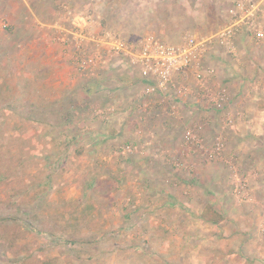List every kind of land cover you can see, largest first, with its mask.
I'll return each mask as SVG.
<instances>
[{
  "label": "rangeland",
  "instance_id": "obj_1",
  "mask_svg": "<svg viewBox=\"0 0 264 264\" xmlns=\"http://www.w3.org/2000/svg\"><path fill=\"white\" fill-rule=\"evenodd\" d=\"M132 1L120 0L121 7H114L112 0L106 21L99 13L109 0H84L87 9L58 1L50 15L49 7L42 12L32 5L37 19L15 7L14 0H0V264H235L227 256L230 249L240 264L245 260L242 245L249 250L264 238V198H257L252 185V180L264 179V120L257 121L261 131L244 133L242 127L256 128L246 116L234 117L228 126L231 113L226 107L213 101L203 107L227 89L221 72L215 67L209 98L197 86L193 69L176 78L181 87L189 88L187 97L176 99L173 92L147 96L146 84L129 56H112L105 43L100 54L93 42L78 48L65 31L68 7L96 17V36L109 33L130 45L149 36L174 44L195 36L189 29L192 9H185L177 41L145 31L148 0L137 1L143 22L133 30L127 17ZM120 16L125 19L120 21ZM224 23L197 39L212 38ZM76 48L85 55L91 49V55L102 59L82 68L83 57L74 54ZM120 60L137 75L135 85L117 87L124 69ZM65 67L75 69L70 86ZM99 72L106 73L102 74L106 84L91 87L94 92L86 96L81 85L96 80ZM184 100L189 108L183 106ZM239 120L245 126L233 134ZM171 121L175 124L170 126ZM199 126L204 148L185 139L188 130ZM220 135L225 150L211 160ZM168 138L171 144L164 143ZM232 141L253 146L254 161L260 166L247 169L240 154L230 157ZM195 158L228 165L232 207L216 210L223 216L218 227L204 221L206 210L199 213L182 203L192 202L199 170ZM237 179L248 184L242 194L235 192ZM175 197L176 202L170 199ZM187 226L201 236H191ZM182 229L188 233L184 239ZM231 233L239 234L233 238Z\"/></svg>",
  "mask_w": 264,
  "mask_h": 264
},
{
  "label": "crops",
  "instance_id": "obj_2",
  "mask_svg": "<svg viewBox=\"0 0 264 264\" xmlns=\"http://www.w3.org/2000/svg\"><path fill=\"white\" fill-rule=\"evenodd\" d=\"M14 1L15 3L13 4L15 7L18 6L20 9L25 8L26 9L25 12L31 16L32 15L34 16L36 14L33 11L32 5H34V7L39 6L42 9V12L44 9L49 7L48 13L50 15L51 13L55 12L56 3L58 1L68 2L73 7L75 6L76 8H78L79 6H83L84 9H87L85 6L86 4H83L84 0H42V1L14 0ZM33 1H36L38 4H33ZM111 1L112 0H109L108 5L103 4L104 6L106 5L105 7L106 9L103 10L104 13H99V15H101V17L104 18V20L106 21L109 20V16H110L109 14L111 11L109 7H111L110 6ZM137 1L138 0H133L132 4L129 5L128 15H127L128 22L130 24L132 23L131 28L133 30L134 28L138 30L139 29L138 23L143 22L142 17H140V15L138 14L140 11L138 7L140 5L137 4ZM237 1L239 0H191L190 2L187 0H148L147 5L149 6H147L145 12L150 13V17H148L147 20L143 22V25L146 28L144 30L150 31L151 33L153 32L154 34L157 35V37L163 40L171 39L173 41L174 40L177 41L180 38L179 36L180 32L183 30L182 23H184L186 17L185 9H192L191 12L193 18H191V22L193 25L189 27V29L195 35L196 38L197 37L200 38L202 37V35L205 36L212 34L215 28L220 26V24L218 25V23L223 24L228 17V9L232 7ZM254 1H257L264 10V0H254ZM88 2L89 1H87V3ZM144 4H146V2ZM121 5L122 2H120V0L119 1L113 0L112 6L121 7ZM27 9L30 11V13L27 12ZM37 18L38 17H36V19ZM51 19L49 18L48 20ZM118 19L122 21L125 18L124 16H120L118 17ZM134 35H137V33H135ZM68 36L71 37V34H69ZM254 41L255 40H253L251 36L245 34L239 35L236 40L238 46L236 59H234L233 56H227V54L223 51V49H221L218 46H216L213 50H211L209 54L207 53L203 58L205 67H214V68L216 67L217 70L221 72L222 75L220 76V80L224 83V85L227 86V90L230 92L229 102L225 106L226 107L225 111H228L227 113H231L229 115L234 116L236 119L238 118L240 119L241 117L243 118L246 116L256 126V128H250L249 126L246 127L239 120V123L237 125L238 127L236 126L237 129H235L236 127L234 128L235 130L232 132L233 134H237V131H239L240 130L239 128H241L242 126H245V129L243 127L241 128V130H243L244 133H250V134L257 133L258 131H261V127L257 125V121L264 120V39L262 41H259L257 44ZM88 46L89 45H87V47ZM76 50L77 51L74 54H76L77 57L78 56L83 57L84 61L81 59L82 62H88L89 59L88 54H90V56H93L91 55L92 53L91 49L87 51L86 55L85 52L79 51L77 48ZM59 53L62 55V50H60ZM98 63L99 60L97 62H94V65ZM119 65H121L124 69L120 70L123 72L121 76L120 77L118 76V78L116 79L118 80L117 87L122 88L125 85L126 86L135 85V82L138 80L135 77L136 75L135 72L133 73L131 71L132 67L129 66V64L124 62L123 60H120ZM91 68L92 67L90 66L89 70ZM73 71H75V69L73 68V70L72 69L70 70V67H65L64 69V74L65 73L67 74V76H65V79L67 81L65 82L66 83L68 82V86H70V82L72 81L70 78H72V73H74ZM105 72H101V73L99 72V76L96 80L85 82L84 85H81L82 90L86 94V96L91 95V93L94 92L95 87L97 88L99 86L102 87L106 84L102 82L103 75L106 74ZM73 81H74L73 83L78 86L77 83L78 80H73ZM143 82L145 85L146 83L144 79ZM91 87L94 88L93 91L91 90ZM64 99H66V97ZM182 103L184 104L183 106H187V108H189V106L187 105L188 102H186V100H184V102ZM120 104L121 102L118 103V105ZM209 104L210 102L206 101L203 104V107L209 108L210 107ZM233 111H237V112H233ZM208 114H211V112H209ZM172 120H174V118H172ZM173 122L174 121H171L170 126L171 124H173ZM208 126H212V125L209 124ZM171 139L172 138H168V140L164 141V143L171 144L170 142ZM230 145L232 149V151H230L229 153L230 157L231 156L234 157L235 152L240 154L239 158L243 160V161L241 160L242 166L247 167V169L253 168L254 164L260 166V164L259 165L257 164L258 161L256 162L254 161V159L256 158V154L255 151H253V149H255L253 148V146L251 148H248L238 141L236 142L232 141ZM193 162L196 163L199 170H197V175L195 176L197 180L193 182L196 185V187L192 189V194H191L192 202H189L188 199H184L183 202L181 200L179 201H181L183 204H187V206L191 207L192 210H198L199 213H203L204 210H206L207 207L209 206L213 207L215 210H222L221 206H223V209L225 210H228L230 207H232V202L230 199L232 196L231 195L232 183L228 180L229 169L226 162L225 164L222 162H220V164H217V163H210L209 161L206 162L205 160L196 159V158L193 160ZM185 183H187V181H185ZM252 185H253V193L257 195V198H264V192H263L264 179L252 180ZM170 199H173L175 202L177 201L176 197ZM179 199H181V197ZM170 204H172V202ZM222 223L223 222L214 226L218 227ZM177 225L180 226V224ZM261 226L263 225L261 224ZM167 229L169 228L167 227ZM186 229L187 231H192L190 233L191 236H195V234L196 236L199 237L201 236L200 234L195 233L196 230H193L191 227L187 226ZM184 232L185 231L182 229L183 239L185 237L184 235L188 234ZM238 234L239 233H237L236 235ZM232 235L236 237L234 233L230 234L231 237H233ZM228 242L229 241H227V243ZM233 242H235V239L233 240ZM233 242L232 241L229 242L230 247L234 245L233 248L236 249L237 246H235ZM208 243H211V240ZM244 246L245 243L244 245H242V248L244 250L243 258H245V260L243 263L241 261L240 264H245V263L264 264V238L259 240L257 239L255 241V244H252L250 248L248 246L249 250L244 248ZM232 254H234L233 250L230 249V251L227 253V256L229 257L230 261H234V263L237 264V261L234 260L236 256ZM194 258L195 257L193 256V260ZM230 264H232V262Z\"/></svg>",
  "mask_w": 264,
  "mask_h": 264
},
{
  "label": "built area",
  "instance_id": "obj_3",
  "mask_svg": "<svg viewBox=\"0 0 264 264\" xmlns=\"http://www.w3.org/2000/svg\"><path fill=\"white\" fill-rule=\"evenodd\" d=\"M65 8L67 9L69 22V27L65 31L73 36L75 45L84 49L85 45L93 42L98 51L97 53H99L105 43L107 45L106 50L112 56H129L130 64L139 69L141 77L146 82L144 93L147 96L156 95L157 93L168 95L173 92L178 95L176 99L187 97L190 92L189 88L181 87L177 83L176 78L193 69L195 70L197 86L204 93V96L209 98V84L216 72L213 67H205L203 58L209 53V48L218 46L224 49L227 54L237 56L236 40L239 35L245 34L257 41L264 39L262 23L264 10L254 0H239L235 2L228 9V17L224 26L212 38L199 40L193 35H187L181 44L167 43L156 39V36H149L141 41L140 44L130 45L122 38L109 33L105 36H96L94 34L95 25L97 24L96 17L91 12H74L71 8ZM68 41L70 39H66V42ZM95 59H97V62L102 58L100 55H93L88 62H83L82 68H86V64H94ZM209 99V102L213 101L218 106L225 107L229 102V94L227 89L224 88L218 92L217 98ZM174 108L176 106H173ZM177 113L176 109L174 114L176 115ZM234 121V116L228 115L226 117V125L231 126ZM201 131V126L190 129L187 131L185 139L188 143L204 148L199 135ZM213 146V151L209 157L211 160H216L222 156V152L225 150V142L222 135L214 140ZM237 182L235 192L242 194V192L247 191L248 184L244 179H237Z\"/></svg>",
  "mask_w": 264,
  "mask_h": 264
},
{
  "label": "trees",
  "instance_id": "obj_4",
  "mask_svg": "<svg viewBox=\"0 0 264 264\" xmlns=\"http://www.w3.org/2000/svg\"><path fill=\"white\" fill-rule=\"evenodd\" d=\"M202 218L205 222L210 223L212 225L220 224L223 221V216L219 212H217L213 207H207L206 211L202 215Z\"/></svg>",
  "mask_w": 264,
  "mask_h": 264
}]
</instances>
